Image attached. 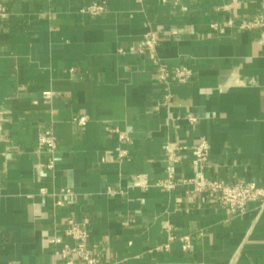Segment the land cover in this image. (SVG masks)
Listing matches in <instances>:
<instances>
[{
  "label": "crops",
  "instance_id": "0c3cea01",
  "mask_svg": "<svg viewBox=\"0 0 264 264\" xmlns=\"http://www.w3.org/2000/svg\"><path fill=\"white\" fill-rule=\"evenodd\" d=\"M1 1L0 264H56L53 235L70 218L87 223L101 264H264L259 200L239 213L180 181L196 175L192 147L206 139L208 178L264 185V25L243 26L264 0ZM94 1L105 10H82ZM149 30L167 82L140 51ZM179 66L192 68L189 83L175 79ZM46 129L58 140L53 169L38 143ZM167 144L185 146L171 189L157 185ZM65 187L76 197L56 205ZM168 225L190 234L189 249L158 248Z\"/></svg>",
  "mask_w": 264,
  "mask_h": 264
},
{
  "label": "built area",
  "instance_id": "2783aa9c",
  "mask_svg": "<svg viewBox=\"0 0 264 264\" xmlns=\"http://www.w3.org/2000/svg\"><path fill=\"white\" fill-rule=\"evenodd\" d=\"M167 2L169 0H161ZM177 3L179 0H173ZM183 9H187L186 5L182 6ZM84 12L97 15L105 10V3L94 1L82 8ZM9 12L6 5L0 0V19H4L8 16ZM215 25V24H213ZM264 25V14L260 13L255 15L252 19L243 23L244 27L252 26H263ZM159 42V35L157 30H149L145 33L140 43V51L150 52L155 54L156 48ZM157 64V74L164 80L168 81V78L172 75V72L162 63H160L156 54L154 56ZM192 68L189 66H179L173 71L175 79L180 83H189L192 76ZM45 97L51 96V91L43 92ZM170 94L166 97L168 98ZM190 120H194L193 116L189 117ZM74 120L84 125L88 121V116L79 115L75 116ZM113 131L119 133L120 139H128L127 135L120 131L118 128H112ZM39 148H46L52 155L50 161L46 166L50 169L54 168V154L58 146L57 136L50 129H46L40 132L38 137ZM185 146H175L174 144H167L165 146L167 151L168 164V177L160 180L157 185L171 189L175 187L177 181L174 178L171 163L177 159L176 149L184 148ZM194 159L193 166L196 169V175L192 177H185L180 181L182 183L192 184V192L206 193L209 198L218 202L221 206L235 210L236 212H244L248 204L252 201L259 200L261 205H264V185H260L252 180H239L235 182H228L225 180L208 178L206 176V170L209 167V155L211 145L206 139H201L193 147ZM118 155L121 158H125L129 155L126 148L117 147ZM136 185H145L146 182L142 181L140 176L135 178ZM56 196L55 204L63 205L64 201L61 196H70L71 200L76 197L75 192L68 187L62 188L59 192H54ZM168 239L164 244H161L158 248L168 249L170 242L174 239H179L182 242L183 249L187 250L191 247L192 238L190 234L176 235L172 232L171 227L167 226ZM63 235H65L70 241L64 242ZM90 231L88 225L83 220H77L70 218L67 225L62 229L61 233L56 232L53 235V241L55 243H62V247L56 250L58 255V262L56 264H101L99 256L94 252L89 244Z\"/></svg>",
  "mask_w": 264,
  "mask_h": 264
}]
</instances>
